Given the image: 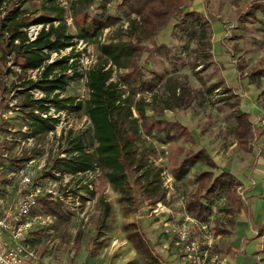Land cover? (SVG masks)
Listing matches in <instances>:
<instances>
[{"label": "rangeland", "instance_id": "1", "mask_svg": "<svg viewBox=\"0 0 264 264\" xmlns=\"http://www.w3.org/2000/svg\"><path fill=\"white\" fill-rule=\"evenodd\" d=\"M105 1L12 0L11 7L21 6L29 20L43 16L55 17L53 7L57 11L62 10L68 33L76 35L79 25L82 26L85 21L89 22L94 17L103 14L124 17L119 9L123 0H109L107 4ZM185 1L191 5V11H197L198 8L194 7L192 0ZM202 3L204 6L201 5L200 10L203 9L204 15H207L205 17L213 23L214 32L220 28H230L221 54L223 61L215 60L213 57L209 65L200 63L196 77L192 65L199 60L195 53L197 45L191 44L189 48H184V42L180 40L177 30L179 19H173L152 42L145 44L146 49L136 59L132 68L126 71L116 70L114 75V80L119 81L122 90L126 92L125 98L129 95L134 96V102L142 97L147 102H152L154 95L166 97L169 81L172 83L177 81L192 91L191 97L194 100L192 106L186 110H166L161 116L156 115L160 110L159 104L152 106L153 109L156 108L155 112L151 107L147 110L148 116L152 118L150 124L156 119L178 123L182 127L179 129L181 137L170 142L165 133L155 131L158 127L153 122V135L147 136L144 134L145 131L144 133L142 131L138 140L142 152L153 164L152 174L161 171V188L158 195L142 192L139 188L142 182L137 184L132 181L139 175L135 178L130 176L132 182L131 188L128 187L129 193H121L110 183L106 172L98 167L87 175H79L68 180L60 173L61 177L58 180L51 181L52 173H59L54 168L56 161L70 158L72 155L70 139L81 137L86 150L94 153L96 143L91 122L84 112H60L57 115L60 120L57 127L60 131L56 138L38 134L34 135L36 139L31 146H28V143L26 145L18 143L17 139L23 137L22 129L25 126L29 127L31 122L27 104L30 98L33 97L35 100L36 97L32 96L33 94H29L31 96L28 97L22 93H26L24 85L34 75L22 73L10 62L0 64L1 109L14 111L10 122L0 126V150L6 147L12 151L10 157L13 166H17L20 160L14 154L18 146L23 150L24 159L29 157L42 159L46 167L37 171L36 182L45 183L50 187L55 193L54 197L62 196L66 199L61 205L68 219L56 218L53 224L45 220L47 225L28 240L30 251L40 255L41 259L46 257L51 264H70L71 258L73 256L76 258L81 251L78 250L77 253L74 251V244L78 238L81 240L83 252L91 254L90 258H87V264H167L176 252L177 233L184 228L189 229L192 239L201 242L208 241L209 238L214 240L212 251L214 249V253L219 255V260H216L215 264H220L221 255L231 249V237L224 235L219 238L215 229L226 227L233 231L231 221H234L235 217L229 213V206L237 199L236 193L222 195L221 201L213 208L208 222L202 223L208 226L207 230L201 228L202 224H191L187 221L185 204L193 198L198 189L197 177L205 171H214L216 177L221 175V171L238 177L245 175L246 172H252L259 177L263 175L260 173L264 171V166L257 167L256 157L260 153L264 157V124L258 122V118L264 120V0H202ZM253 11H257L256 19L248 17V13ZM124 28H127V24ZM116 30L117 27L104 31L94 43L75 40L78 41L76 53H80L81 56L78 61L74 60L78 70L67 72L72 78L67 90L61 93L63 98L72 97L77 101L87 99L86 74L99 62L100 46L109 42ZM160 47L163 49L158 52ZM70 51L71 49L63 51L62 57L69 55ZM218 54L216 53V57ZM75 72L78 74L74 75ZM126 75H130V82L124 80ZM133 77L143 79L145 84L133 82ZM153 80H155L153 92H148L150 81ZM220 81L225 83L224 86L211 95L209 87ZM228 90L238 95L244 111L252 114L258 108L261 112L255 119L252 151H242L237 144L234 135L237 126L230 116L232 113L230 108L225 104V100L230 96ZM10 128L16 132H11ZM9 139H12V142H9ZM202 150L215 161L220 170L217 171L201 161L190 169L183 180H176L174 175L182 160L188 154H196ZM4 164L9 166L8 163ZM153 175L150 174V180L153 179ZM68 193H72L70 197L67 196ZM250 203L249 208H243L242 205L241 208L246 219L253 222L251 209L254 205L264 206V192L252 196ZM106 205L110 206L108 216H105ZM160 207L162 208L159 209ZM34 215L47 218V214L40 206ZM262 216L264 219V211ZM165 223L173 224L165 226ZM140 225L145 227L148 225L152 231L149 233L150 236L161 241L157 253L152 254L148 245L141 243L143 238L148 239L149 234L141 236L138 231ZM252 241L255 240H250ZM243 249L250 253L251 264H264V257L260 258L264 255V237L253 245L243 246ZM179 259L183 260L182 254H179Z\"/></svg>", "mask_w": 264, "mask_h": 264}, {"label": "trees", "instance_id": "2", "mask_svg": "<svg viewBox=\"0 0 264 264\" xmlns=\"http://www.w3.org/2000/svg\"><path fill=\"white\" fill-rule=\"evenodd\" d=\"M11 2L12 0H0V64L5 65L10 62L25 74L39 71L37 80L29 79L24 85L26 93H22L27 94L28 97L35 90L44 94L41 99L30 98L27 104L31 115L32 136L38 134L47 136L57 128L59 118L44 119L34 114V111L48 112L51 106L59 113L84 112L92 125L96 143L94 153L86 150L81 137L70 139L72 155L70 158L58 159L54 168L63 175L77 177L98 167L106 172L110 183L121 193H127L128 187L134 181L137 184L142 182L139 186L142 192L158 195L161 188V171L152 174L153 164L142 152L138 140L142 131L143 133L145 131L144 134L147 136L153 135V122L158 127L155 131L165 133L170 142L177 141L181 137L179 129L182 127L178 123L156 119L150 124L152 118L148 116L147 110L151 107L155 112L156 108L153 109L152 106L156 104L160 106V110L155 113L157 116H161L166 110H186L192 106L194 100L191 97L192 91L177 81L173 83L169 81L166 97L154 95L152 102H147L144 97L134 102V96L129 95L125 98L126 92L122 90L120 82L114 80V75L116 70L126 71L132 68L136 59L146 49L145 44L152 42L173 19H179L177 30L180 40L184 42V48H189L191 44L197 45L195 53L199 60L192 65V70L198 77L196 70L199 64L209 65L213 59V23L204 15L191 11V5L185 0H123L119 9L124 17L108 14L94 17L89 22L85 21L82 26L79 25L76 35H71L68 33L62 10L57 11L53 7L55 17L43 16L29 20L21 6L11 7ZM108 2L109 0H106L105 4ZM256 12L248 13V17L256 19ZM120 23L127 24V28H124L125 24L120 25ZM33 25H43V28L37 38L31 41L26 30ZM114 27H117L114 36L109 42L100 46L99 62L86 74L87 99L77 101L72 97L63 98L61 93L67 90L72 78L67 72L78 70L77 63L74 62L81 56L80 53H76L78 41L97 42L104 31ZM68 49H71L69 55L62 57V52ZM162 49L163 47L158 48V52ZM54 53L59 55V59L52 61ZM7 72H10L9 68ZM76 74L78 73L75 72L74 75ZM124 78L127 82L131 80L130 75ZM132 80L135 83L145 84L143 79ZM154 81H150L148 92H153ZM223 86L224 82H217L209 87V93L213 95ZM227 93L230 96L225 100V104L230 108L232 112L230 116L237 126L234 131L235 138L242 150H248L253 136L250 115L243 111L241 101L236 94L231 93L230 90ZM201 161L217 171L220 170L214 160L202 150L196 154H188L182 160L174 175L175 179L183 180L190 169ZM22 162L23 160L18 161V163ZM150 174L153 175L152 180ZM136 175L139 176L135 178ZM130 176L135 180L131 181ZM196 182L198 189L193 198L186 202L185 209L192 219L201 223L208 222L213 208L221 201L223 194L236 193L240 185L236 176L226 171L217 177L214 171H205L197 177ZM38 202L47 215L60 220L68 219L61 203L52 199L50 195L39 198ZM237 203L239 201L235 199L233 204ZM230 212L234 214V209H230ZM109 214L110 207L106 205L105 216ZM215 231L217 235L227 232L218 228Z\"/></svg>", "mask_w": 264, "mask_h": 264}, {"label": "built area", "instance_id": "3", "mask_svg": "<svg viewBox=\"0 0 264 264\" xmlns=\"http://www.w3.org/2000/svg\"><path fill=\"white\" fill-rule=\"evenodd\" d=\"M42 28L43 25H33L26 30L31 41L37 38ZM54 57L59 58V55L54 53L52 61L55 60ZM38 72H29L34 75L32 80H37ZM31 93L36 97V100L44 96L38 90ZM58 113L52 106L45 113L34 111L36 116L44 119L57 118ZM13 114L14 111L11 109L2 110L0 103V126L10 122ZM258 122L264 124V120L260 118ZM9 130L16 132V130L11 128ZM59 131L60 129L57 127L48 136L54 139L59 135ZM21 132L23 137L17 139L18 143L23 145L28 143V146H31L36 138L32 136L30 126H25ZM8 141L12 142V139ZM11 152L6 147L0 150V264H24L25 260L34 257V252L30 251V246L28 245L31 232L34 229L39 230L41 227L46 226L45 220L53 224L54 219H56V217L51 215H46L47 218L45 219L42 216L34 215V212L39 208V198L50 195L52 199L60 203L65 202L66 199L62 196L54 197L55 193L50 187H47L45 183L39 184L36 182L38 179L37 171L46 167L42 159L35 157L24 159L23 150L18 146L14 154L16 158L23 160V162L13 166L11 164ZM4 163H8L9 166H5ZM89 173L90 171L79 175H87ZM60 177V173L53 172L50 180H58ZM72 177L75 176L64 175L66 180ZM50 185L51 183L48 184V186ZM71 194L68 193L67 196L70 197ZM240 195L243 194L240 193ZM189 220L192 223H196L195 220ZM201 228L207 230L208 226L202 224ZM175 246L181 249L186 264H209V260L212 257L211 242L203 243L192 239L188 228L178 231Z\"/></svg>", "mask_w": 264, "mask_h": 264}, {"label": "crops", "instance_id": "4", "mask_svg": "<svg viewBox=\"0 0 264 264\" xmlns=\"http://www.w3.org/2000/svg\"><path fill=\"white\" fill-rule=\"evenodd\" d=\"M192 1L194 2V7L198 8L197 11H195V12H198V13L204 15L203 9L200 10L201 5H202V7L204 6L202 3V0H192ZM204 16H207V15H204ZM226 28L227 27L220 28L217 31L215 30V32H214L212 43H213V48H214L213 49V57L215 58V60L219 59L220 61H223V57L221 56V54L223 52L224 40L226 38H228V34H229L228 31L230 29V28L229 29L228 28L226 29ZM216 53L217 54L219 53L218 57H216ZM232 57H233V55H232ZM248 114L250 115V120L252 122V133H253V128L255 127V119H257V116L261 115V112L257 108L256 111H254V113H252V114L248 113ZM253 137H254V133H253L252 139H253ZM252 139L248 145V150H242L241 148L240 149L242 151H246V152L252 151V147H251ZM238 146H239V144H238ZM261 154L262 153H260L256 157L257 167L258 166H264V157ZM222 172L223 171H221V173ZM260 174H263V175L259 177L258 175H255L252 172H246L245 175L238 177L237 175L233 174L234 176H236V178L240 182V185L236 191V194H237L236 196H237L239 203L235 204L236 206H234V204L229 206V213L231 215H233V217H235L234 221L233 220L231 221V224L233 225V231L228 230V228H226V227L218 228V229L227 231L226 234L217 235L219 238L224 236V235H227V236H230L231 240H232L231 249L227 250V252L225 254L221 255V259L219 262L220 264H251L252 258L249 255L250 253L247 250L245 251L243 249V246H246L247 244L253 245L256 242L263 240V237H264V219H263L262 215H263V211H264V206L254 205L252 207L251 211H252V215L254 217L253 222H250L249 220L246 219L245 214L242 213V208H241V205L243 206V208H247V207L249 208L251 205L250 202H251L252 196L257 195L260 192H264V171ZM240 193H242L243 195H240ZM230 209H234V214L230 212ZM185 211H186V209H185ZM187 218H188L187 219L188 222L190 221L189 219H192L188 215V213H187ZM259 219H262L263 221H259ZM192 220H194V219H192ZM195 222L196 223L191 222V224H197V223L202 224L201 222H198L196 220H195ZM172 224L173 223H165L164 225L167 226V225H172ZM140 227L141 228H139L138 231H139V234L141 236L142 235L147 236L149 233L152 232L149 230L148 225H147V227L140 225ZM43 228L44 227H41V229H39V230L34 229L31 232V234H30L31 236L29 237V239L35 237L34 235L37 234L36 232H40V230H42ZM147 237H148V239L146 240L143 238V242H141V243L147 244L148 249L152 254L157 253V251H158L157 249L160 246L161 241H158V238H156V239L152 238L150 236V234ZM196 240H198V239H196ZM250 240H255V241L250 242ZM208 241L211 242V244H213V242H214V240L212 238H209ZM208 241H205L203 243H206ZM74 245H75V248H74L75 253H77L78 250H81V251L78 254L79 256L77 255L76 258H74V256L71 258L70 264H87V258H90L91 254L89 252L87 254H86V252H83V246L81 247V240L80 239L77 238ZM175 249H176V252L173 253V256L170 257L171 261L167 262V264H186L185 259H184V254L182 253L181 249H179L177 247H175ZM179 254L180 255L182 254L183 260L179 259ZM214 257H216V258L214 259ZM263 257H264V255L260 256V258H263ZM216 260H219V255L216 252L214 253V249H213L212 257L209 260V264H215ZM164 261L166 262L165 258H164ZM24 264H51V263L48 262V259L46 257L41 259L40 255H38L36 253V254H34V257L25 260Z\"/></svg>", "mask_w": 264, "mask_h": 264}]
</instances>
